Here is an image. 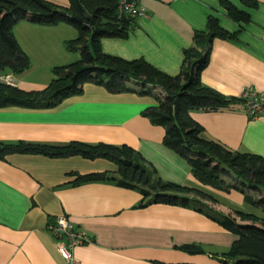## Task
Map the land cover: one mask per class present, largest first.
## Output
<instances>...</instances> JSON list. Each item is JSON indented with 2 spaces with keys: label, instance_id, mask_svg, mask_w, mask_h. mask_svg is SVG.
I'll list each match as a JSON object with an SVG mask.
<instances>
[{
  "label": "crops",
  "instance_id": "1",
  "mask_svg": "<svg viewBox=\"0 0 264 264\" xmlns=\"http://www.w3.org/2000/svg\"><path fill=\"white\" fill-rule=\"evenodd\" d=\"M229 1L249 12L250 19H234L221 0H139L147 13L134 18L127 36L102 37L101 48L127 60L144 58L169 75H179L195 32L207 29L209 16L215 15L225 30L237 36L213 39L203 82L228 96L241 97L246 88L264 93V0H256L252 7L242 0ZM13 31L30 66L19 73L0 69V80L9 75L11 83L23 89L46 87L54 77V66L80 57L79 50L66 46L79 34L70 23L22 19ZM154 92L165 93L160 86ZM157 103L154 94L114 92L87 81L82 92L51 107L1 106L0 140L126 144L162 179L211 193L215 200L205 201L216 209L232 215L237 211L262 214L249 195L203 184L195 177L187 158L164 143L165 127L143 113ZM191 114L205 137L264 157V114L249 117L243 100ZM95 172H106L108 178L75 183L80 175ZM119 177V165L103 156L12 152L0 158V264H223L238 234L193 207L164 202L141 205L146 201L142 192L118 184L114 178ZM255 192L248 190L253 198L261 195ZM61 213L71 216L76 228L91 237L73 247V263L60 254L48 227ZM185 245H200L203 251Z\"/></svg>",
  "mask_w": 264,
  "mask_h": 264
},
{
  "label": "trees",
  "instance_id": "2",
  "mask_svg": "<svg viewBox=\"0 0 264 264\" xmlns=\"http://www.w3.org/2000/svg\"><path fill=\"white\" fill-rule=\"evenodd\" d=\"M69 6L51 0H0V69L22 72L30 66V58L13 31L22 19L42 24L67 22L79 34L66 41L69 50L80 51V57L70 63L53 67L54 77L42 89L26 90L13 83L0 80V107L21 105L51 107L65 97L80 93L83 83L102 84L114 92L136 91L154 94L158 103L143 113L156 124L165 127L164 143L187 158L195 177L203 184L223 190L236 189L249 195L250 202L262 209V214L237 211L226 214L205 200H215L200 187L183 185L162 179L155 168L133 147L107 143L88 144L71 141L65 145H51L27 141L0 140V158L12 152L43 153L51 156L82 154L86 157L103 156L119 165L118 184L137 188L145 202H164L193 207L207 213L225 228L238 234L231 248L225 252L223 264H264V157L253 152L232 150L224 144L203 135L202 125L191 111L219 110L244 101L242 97L228 96L203 82L201 74L210 58L211 45L216 36L235 38L237 32L225 30L218 17L210 15L207 29L197 30L193 44L185 49V65L179 75H169L144 58L127 60L103 52L102 37H124L134 25L132 16H120L117 0H69ZM247 6L256 0H242ZM228 13L236 20L248 21L249 12L229 0H221ZM162 87L164 95L155 94ZM106 172L80 175L79 180L107 179ZM260 192L253 198L248 190ZM241 220H252L242 223ZM192 251H203L200 245H185ZM180 264V263H176Z\"/></svg>",
  "mask_w": 264,
  "mask_h": 264
},
{
  "label": "built area",
  "instance_id": "3",
  "mask_svg": "<svg viewBox=\"0 0 264 264\" xmlns=\"http://www.w3.org/2000/svg\"><path fill=\"white\" fill-rule=\"evenodd\" d=\"M118 13L120 16L137 17L146 14V7L139 3V0H117ZM6 82H12L9 75L5 77ZM241 97L244 98L245 111L251 118L264 114V93L253 88H246ZM53 233L60 254L69 263L75 261L73 247L78 244L90 241L91 237L83 230L76 228L75 222L66 213L58 214L53 222L48 224Z\"/></svg>",
  "mask_w": 264,
  "mask_h": 264
},
{
  "label": "rangeland",
  "instance_id": "4",
  "mask_svg": "<svg viewBox=\"0 0 264 264\" xmlns=\"http://www.w3.org/2000/svg\"><path fill=\"white\" fill-rule=\"evenodd\" d=\"M249 191H252V190L250 189ZM255 193H257V192H255ZM247 207H248V206H247ZM247 207H246V208H247ZM251 209H252V208H251ZM251 209H247V210H251ZM256 211L260 212L259 209H255V212H256Z\"/></svg>",
  "mask_w": 264,
  "mask_h": 264
}]
</instances>
